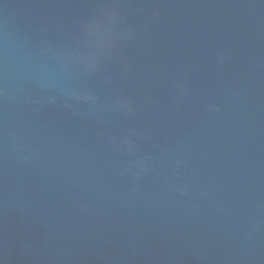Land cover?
Here are the masks:
<instances>
[{"label":"water","instance_id":"1","mask_svg":"<svg viewBox=\"0 0 264 264\" xmlns=\"http://www.w3.org/2000/svg\"><path fill=\"white\" fill-rule=\"evenodd\" d=\"M0 264H264V0H0Z\"/></svg>","mask_w":264,"mask_h":264}]
</instances>
